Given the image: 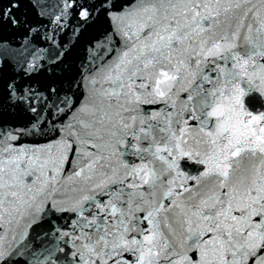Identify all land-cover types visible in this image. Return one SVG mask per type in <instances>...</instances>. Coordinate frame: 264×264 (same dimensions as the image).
<instances>
[{
	"label": "snow or ice",
	"instance_id": "snow-or-ice-1",
	"mask_svg": "<svg viewBox=\"0 0 264 264\" xmlns=\"http://www.w3.org/2000/svg\"><path fill=\"white\" fill-rule=\"evenodd\" d=\"M0 264H264V0H0Z\"/></svg>",
	"mask_w": 264,
	"mask_h": 264
}]
</instances>
